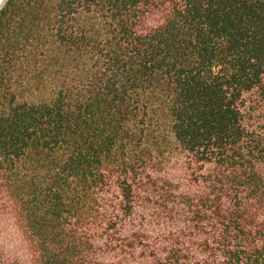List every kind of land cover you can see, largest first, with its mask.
<instances>
[{"label":"trees","instance_id":"obj_1","mask_svg":"<svg viewBox=\"0 0 264 264\" xmlns=\"http://www.w3.org/2000/svg\"><path fill=\"white\" fill-rule=\"evenodd\" d=\"M0 264H264V0H5Z\"/></svg>","mask_w":264,"mask_h":264},{"label":"rangeland","instance_id":"obj_2","mask_svg":"<svg viewBox=\"0 0 264 264\" xmlns=\"http://www.w3.org/2000/svg\"><path fill=\"white\" fill-rule=\"evenodd\" d=\"M0 3V6L4 3ZM151 111L152 123L154 129H156V134L160 135L169 141H172L171 129H170V120L165 112L164 108L160 106H153Z\"/></svg>","mask_w":264,"mask_h":264},{"label":"clouds","instance_id":"obj_3","mask_svg":"<svg viewBox=\"0 0 264 264\" xmlns=\"http://www.w3.org/2000/svg\"><path fill=\"white\" fill-rule=\"evenodd\" d=\"M3 2V0H0V3H2Z\"/></svg>","mask_w":264,"mask_h":264}]
</instances>
